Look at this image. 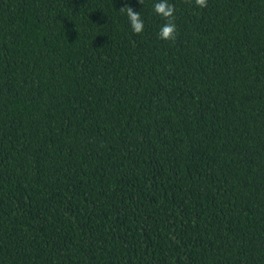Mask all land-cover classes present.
<instances>
[{
    "label": "trees",
    "instance_id": "16d2710c",
    "mask_svg": "<svg viewBox=\"0 0 264 264\" xmlns=\"http://www.w3.org/2000/svg\"><path fill=\"white\" fill-rule=\"evenodd\" d=\"M156 2L0 0V264H264V0Z\"/></svg>",
    "mask_w": 264,
    "mask_h": 264
},
{
    "label": "clouds",
    "instance_id": "9594fccd",
    "mask_svg": "<svg viewBox=\"0 0 264 264\" xmlns=\"http://www.w3.org/2000/svg\"><path fill=\"white\" fill-rule=\"evenodd\" d=\"M140 4H144V0H139ZM194 5L198 8H206L207 0H194ZM153 12L161 17L165 23L160 27L158 32V39L164 41H175L177 38L178 29L175 23L176 7L169 3V0H158L152 6ZM121 13H126L131 30L134 34H141L144 31L145 24L141 18V13L133 10L131 7L125 5L119 9Z\"/></svg>",
    "mask_w": 264,
    "mask_h": 264
}]
</instances>
